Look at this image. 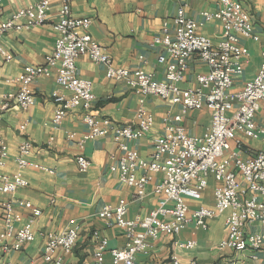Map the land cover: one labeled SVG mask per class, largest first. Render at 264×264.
Masks as SVG:
<instances>
[{"label": "built area", "instance_id": "obj_1", "mask_svg": "<svg viewBox=\"0 0 264 264\" xmlns=\"http://www.w3.org/2000/svg\"><path fill=\"white\" fill-rule=\"evenodd\" d=\"M51 1L37 0L31 6L18 8L0 22V35L10 29H29L43 23ZM59 2L58 19L53 23L56 37L52 51L45 55L43 63L24 66L16 77L18 88L2 95L0 113L13 106L28 109L35 98L31 88L33 80L54 74L61 90L57 89L52 94L57 104L50 120L53 125L60 124L71 109L78 108L87 126V131L77 140L80 148L87 139L111 133L121 152L118 161L119 180L135 188L138 197L145 194L146 185L153 174H162L161 180L152 189L154 194L160 196L158 204L147 215L127 218L129 202L125 198H119L116 204L104 205L97 213L106 226L120 228L126 237L123 246L109 250L110 264H135L136 255L147 253L150 240L157 238L160 233L176 235L190 224L206 228L207 219L217 217L225 210H229L226 216L227 235L219 241V249L229 248L236 252L264 249V123L257 120L264 103V45L261 49L262 61L255 76L241 88L234 89V79L242 74L243 58L247 55L239 38L259 39L251 17L241 3L238 0H217V9L201 12L204 21L217 19L221 22L222 32L216 41L200 33L198 28L203 21L198 22L187 16L184 6H180L173 18V28L165 24L153 38L155 44L164 48L158 61L166 67L164 79H157L152 72L141 67L131 69L113 65L110 53L89 32L92 19L74 16L71 0ZM81 55L104 64L107 78L124 82L138 95L135 122L118 124L93 113L96 95L92 90V81L79 76L77 72L76 60ZM0 57L4 61L13 58L1 41ZM192 57L203 62L207 69L197 74L195 86L182 87L180 82ZM149 94L171 104H180L182 112L207 109L210 126L204 134L192 135L181 124L182 113L172 118L166 117L163 132L153 138L150 157L140 156L128 143L145 135L153 125L154 116L144 105L145 97ZM20 127L25 130L26 123L20 124ZM238 133L259 140L261 147L251 156L242 158L238 151L231 150L233 141L237 147L242 145L237 138ZM75 135V132H68L67 138L74 139ZM32 147L30 139L21 140L15 157L16 170L5 171L8 146L2 133L0 116V193L12 194L28 185L29 181L23 174L24 168L54 171L29 158ZM76 163L80 170H87L91 160L78 154ZM138 171L141 173L138 174ZM209 176L218 182L214 188L213 207L200 205L191 209L186 198L200 199L208 185ZM169 202H172L171 206ZM15 204L30 211L27 219L22 220V215L14 210ZM4 210L3 229L0 232L2 249L4 252L20 250L24 244L34 240L32 224L41 210L30 200L22 198L5 201ZM253 223H258L262 229L247 231L246 225ZM79 231V222L71 218L63 230L45 232L41 264H64V256L73 251ZM93 236L97 239L92 253L93 264H101L107 249V238L98 230L93 231ZM178 245L192 248L196 242L189 239L178 242ZM251 257L256 258L257 255L253 253ZM6 264L40 262L8 261ZM167 264L199 263L195 258L183 261L172 253ZM228 264L240 263L234 259Z\"/></svg>", "mask_w": 264, "mask_h": 264}, {"label": "crops", "instance_id": "obj_2", "mask_svg": "<svg viewBox=\"0 0 264 264\" xmlns=\"http://www.w3.org/2000/svg\"><path fill=\"white\" fill-rule=\"evenodd\" d=\"M37 0H2L0 5V22L6 20L21 7H28ZM250 15L254 32L259 39L240 36L239 42L246 50L243 58L244 70L234 79V89L252 79L257 73L262 61L261 49L264 45V0H238ZM59 0H52L46 20L29 29H10L0 35L2 44L12 53L10 61L0 57V102L4 93L13 92L18 88L17 75L28 64H41L44 57L54 46L56 32L53 23L58 19ZM180 6H184L187 16L198 22V31L216 41L222 32L219 20L204 21L201 12L217 9V0H71V12L77 17H90L92 23L89 32L92 37L104 46L112 57L115 66L131 69L138 67L152 72L157 79H164L165 64L158 61V56L164 53L161 45L155 44L153 38L159 34L166 24L173 28V18ZM77 72L81 77L92 81V90L96 102L92 108L94 114L107 118L118 124L135 122L139 105L138 95L122 81L112 80L105 75V65L94 62L86 55L76 60ZM206 65L192 57L188 69L180 82L182 87L196 85V76L205 72ZM31 88L34 92V102L26 110L13 106L0 113L2 133L7 143V158L5 171L13 172L17 165L15 157L21 140L28 138L33 147L29 158L38 163L53 168V172L27 167L23 174L29 183L18 188L12 194L0 193V232L3 229L5 216L4 203L17 198L30 200L40 208L41 213L35 218L32 229L35 238L26 243L20 250L4 252L0 242V264L9 262L27 263L37 260L45 242L44 233L61 231L71 218L80 224L78 238L73 251L64 256V264H93V250L97 239L93 231L98 230L107 238V249L101 264L111 263L113 247L125 244L124 232L116 226H106L97 213L106 204H116L119 198H125L128 203L127 218L147 215L159 201L160 196L154 194L153 186L162 178L161 173L152 175L146 185V192L138 197L135 188L127 186L119 180L118 161L121 152L113 140L112 134L87 139L80 148L77 140L87 131L80 109H71L58 125L50 120L57 107L53 92L61 90L56 83L55 75L41 76L33 80ZM144 105L154 116L151 129L138 140L128 143L135 148L140 156L149 158L152 152L153 138L163 132L164 118H172L182 113L181 124L189 134L200 136L210 126V113L207 109L188 110L182 112L180 104H171L158 96L149 94ZM264 103L257 115V120L264 123ZM26 123L25 130L20 124ZM68 132H75L74 139H68ZM241 147L236 142L231 144V150H236L242 158L254 154L261 143L257 139L237 134ZM82 154L91 160L87 170H80L76 156ZM227 154V152H226ZM231 167V166H230ZM141 172L138 171V174ZM218 182L213 176L208 177V185L202 191L198 200L186 198L191 209L200 205L213 207L214 188ZM169 206L172 202L168 203ZM14 210L22 215V220L29 217L30 211L15 204ZM225 210L219 216L207 219V227L199 228L190 224L176 235L160 233L150 240L147 253H138L135 264H167L172 253L185 261L195 258L199 264H228L237 260L240 264H264V249L257 251L245 249L236 252L232 249H219L218 243L227 235ZM18 223L17 225H20ZM258 223L246 225L247 231L259 230ZM195 240L192 248H184L178 242ZM12 241V239L10 240ZM255 253L256 258L251 255Z\"/></svg>", "mask_w": 264, "mask_h": 264}]
</instances>
